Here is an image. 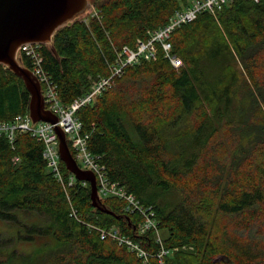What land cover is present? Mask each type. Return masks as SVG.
Instances as JSON below:
<instances>
[{
	"label": "trees",
	"instance_id": "trees-1",
	"mask_svg": "<svg viewBox=\"0 0 264 264\" xmlns=\"http://www.w3.org/2000/svg\"><path fill=\"white\" fill-rule=\"evenodd\" d=\"M96 4L101 20L76 18L42 46L64 105L109 75L113 46L134 47L188 0ZM171 42L179 69L163 55L129 67L78 111L89 148L113 182L156 210L173 250L167 264H264V0L201 14ZM30 99L22 79L0 65V122L28 112ZM43 154L29 134H18L14 147L0 138V221L17 230L0 235V264H144L101 239L100 230L111 228L157 251L153 233L134 232L140 219L129 222L123 202H102L121 219L99 211L90 184L69 187L62 161L65 183L58 182ZM21 244L40 246L27 252Z\"/></svg>",
	"mask_w": 264,
	"mask_h": 264
},
{
	"label": "built area",
	"instance_id": "built-area-1",
	"mask_svg": "<svg viewBox=\"0 0 264 264\" xmlns=\"http://www.w3.org/2000/svg\"><path fill=\"white\" fill-rule=\"evenodd\" d=\"M253 1L259 2V0ZM232 2L233 0H191L186 6L177 10L164 26L148 31L145 38L137 39L134 47L113 46L114 59L109 63V75L98 76L85 94L77 97L68 105L62 103L57 84L44 69L42 52L44 45L25 44L19 48V61L22 62V59L29 61L27 69L37 76L42 88L45 108L58 117L59 121L56 125L65 132L74 159L81 169L94 172L99 199L102 202L107 199H117L123 202L122 212L129 218L138 216L140 219L134 232L139 236L153 233L158 249L155 252L147 251L140 243L122 235L117 228L100 230L101 239H112L120 247H125L137 254L144 264H151L152 259L158 264H167L166 258L173 253L172 249L164 245V235L157 212L152 207L142 205L134 194L129 193L123 186L109 178L102 157L93 154L89 148L90 134L84 131V124L77 113L82 108L91 105L98 96L115 87L129 67H135L144 62H154L160 55H163L175 69H179L182 61L174 53L171 42L173 33L182 26L194 22L201 14L216 15ZM85 14H83V20L87 23L93 18L102 19L101 12L96 6H91ZM56 125L47 122L34 123L28 110L16 116L12 121L0 122V138H6L13 147L18 134H29L38 142L43 143V156L47 166L57 181L64 185L65 178L61 170L62 160L59 150L60 139L56 133ZM16 161L19 160L16 159ZM75 181L76 178L72 174L69 178V187H72Z\"/></svg>",
	"mask_w": 264,
	"mask_h": 264
},
{
	"label": "water",
	"instance_id": "water-1",
	"mask_svg": "<svg viewBox=\"0 0 264 264\" xmlns=\"http://www.w3.org/2000/svg\"><path fill=\"white\" fill-rule=\"evenodd\" d=\"M89 8V0H0V65L9 68L22 79L31 96L29 113L34 123L56 125L59 119L45 108L39 80L19 61V48L25 44L51 43L59 29L85 14ZM55 129L60 139L61 160L76 180L90 184L93 207L121 219L122 216L111 212L99 199L94 172L79 167L67 143L65 132L57 125ZM126 219L131 222L129 217ZM135 229L136 226L133 227L134 231Z\"/></svg>",
	"mask_w": 264,
	"mask_h": 264
},
{
	"label": "rangeland",
	"instance_id": "rangeland-1",
	"mask_svg": "<svg viewBox=\"0 0 264 264\" xmlns=\"http://www.w3.org/2000/svg\"><path fill=\"white\" fill-rule=\"evenodd\" d=\"M97 1L98 0H89V2H90V8L89 9H91V6L97 7V4H96ZM190 1L191 0H188V3ZM84 15H86V14H84ZM84 15H82L78 18H81V20H83ZM16 232H17V230L15 228H13L12 226H10L8 223L0 221V235L5 236V237H10V236L15 235ZM39 246H40V244H36V245L21 244V245H19V249L23 250V251L31 252Z\"/></svg>",
	"mask_w": 264,
	"mask_h": 264
}]
</instances>
